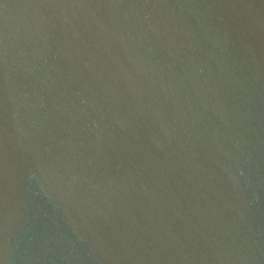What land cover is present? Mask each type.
Returning <instances> with one entry per match:
<instances>
[{
    "label": "water",
    "instance_id": "water-1",
    "mask_svg": "<svg viewBox=\"0 0 264 264\" xmlns=\"http://www.w3.org/2000/svg\"><path fill=\"white\" fill-rule=\"evenodd\" d=\"M0 264H264V0H0Z\"/></svg>",
    "mask_w": 264,
    "mask_h": 264
}]
</instances>
